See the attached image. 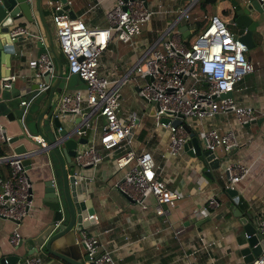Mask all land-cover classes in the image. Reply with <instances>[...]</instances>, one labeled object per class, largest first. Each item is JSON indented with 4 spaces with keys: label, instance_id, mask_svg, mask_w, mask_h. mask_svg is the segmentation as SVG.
<instances>
[{
    "label": "crops",
    "instance_id": "1",
    "mask_svg": "<svg viewBox=\"0 0 264 264\" xmlns=\"http://www.w3.org/2000/svg\"><path fill=\"white\" fill-rule=\"evenodd\" d=\"M188 1L145 0L146 5L154 12L149 20L141 24L140 32L134 37L136 47L133 49L126 43L112 39L100 55V71L109 77L120 75L171 22L180 31L179 36L187 40L186 42L190 41L206 21L205 18L198 17L203 13L221 17L232 33L243 31L242 26L230 22L234 16L231 0H195L192 14L198 19L184 21L177 18V11ZM236 1L241 4L244 2V0ZM66 2L67 10L73 16L81 18L87 26L104 27L107 25L104 13L113 0H66ZM260 6L263 9L262 14L253 13L252 16V19L257 21L251 33L253 44L245 52L253 63L254 70L243 75L235 83L231 95L239 104H247L262 111L264 110V3ZM52 12V5H44L41 10L42 21L50 27L62 73L60 81L52 92L45 115H50L61 93L74 89L83 90V82L77 75L67 72L65 58L63 62L64 55L62 56L57 49L51 25ZM30 13L31 21H27L23 15L13 20L14 27H24L27 33L19 34L23 39L13 44L14 50L9 54L8 65L5 63L7 59H2L0 63L1 73L8 70L9 75H15L12 84L17 92L9 94L18 106L17 109L8 108L0 102V125L10 138L22 132L27 138L17 139L9 145L1 143L0 154L12 151L20 142L27 149L37 147L36 141L27 134L38 135L35 125L36 115L43 106L48 86L56 76L55 60L50 53L55 64V73L47 77V80H44V76L41 77L40 81L46 82L48 86L44 90H36L38 81L31 77V71L26 63L28 59L36 57L44 46L47 50L49 48L42 21L38 18L33 1ZM136 87V81H131L121 86L124 97L120 91L121 113L132 111L137 116V123L133 129L132 148L145 149L151 153L155 164L162 168L160 177L170 187L178 189L181 198L169 208L167 214L157 215L153 212L150 197L141 205L116 189L115 183L122 177L123 170L114 166L113 154L109 153L101 162L83 168H76L72 157V165L67 169V174L78 175L79 182L76 183L78 190L93 209L91 216H88L92 219L91 223L83 228L97 237L99 248L109 250L117 264H172L173 257L168 259L164 256L172 253L174 249L185 250L190 264H240L243 262L240 249L246 245V242L243 223L233 214L236 213L234 207L253 225L255 218L264 213V112L243 126L236 125L229 114L202 119L200 123L194 118L188 120L189 128L194 132L198 129L195 128L196 124H199L200 127H214L219 131L232 127L237 133V145L228 151L217 148L214 154L221 156L222 159L217 168L209 169L200 156L192 155L183 148L174 156L161 155L167 149V129L155 123L154 119L144 120L141 114L136 113L132 105ZM21 99L28 101L24 116H21V110L24 108L19 103ZM144 106L150 111L149 103H144ZM7 113H10L9 116ZM78 117L65 114L59 117V121L68 131L74 127L75 122L79 120ZM40 126H42L41 122ZM232 161H240L248 166L246 175L233 185L236 201L223 191V180L218 177V170ZM55 165L54 157L47 151L31 158L27 176L30 181L32 205L28 213L17 223L0 217V258L11 254L26 258L39 256L45 264H49L40 244L42 234L49 228L52 218L51 212L40 205L39 194L43 188V181L50 176V171ZM7 168L6 164L0 163V175H4ZM211 195L218 202L217 208L210 210L201 218L191 217L190 212L202 205ZM13 229L19 234L16 244L8 241ZM75 235L76 241L77 232ZM76 243L80 259L89 263L83 246L77 241ZM162 252L164 253L158 254Z\"/></svg>",
    "mask_w": 264,
    "mask_h": 264
},
{
    "label": "built area",
    "instance_id": "2",
    "mask_svg": "<svg viewBox=\"0 0 264 264\" xmlns=\"http://www.w3.org/2000/svg\"><path fill=\"white\" fill-rule=\"evenodd\" d=\"M194 1L186 2L177 11V18L184 21L198 19L192 14ZM258 1L264 3V0ZM51 5V25L57 49L64 55L67 72L77 75L83 82L82 91L74 89L61 93L50 111V117L56 116L58 119L65 114L79 116L68 132L71 136L76 138L87 132L86 142L75 147L73 164L76 168L93 166L109 153L113 154L114 166L123 170L122 177L115 183L116 189L141 205L150 197L153 212L157 215L167 214L169 208L181 198V192L160 177L162 168L155 164L148 150L132 148L137 116L132 111L121 113L120 88L136 81V94L153 108V113L149 115L155 123L166 127L167 149L161 154L165 157L174 156L182 150L188 139L183 126L189 127L188 118L200 123L202 119L229 114L236 125L243 126L261 116L264 110L239 104L231 95L235 83L254 70L253 63L245 55V44L237 38L239 33H232L218 15L203 13L198 17L205 18L204 25L193 39L186 42L171 22L120 75L109 77L100 71L102 51L112 39L134 49V37L140 32L141 24L150 19L153 9L146 5L145 0H113L104 13L107 25L89 27L81 18L71 17L61 10V3L53 2ZM26 33L21 26L10 30L11 36ZM26 64L31 77L38 81L36 90L46 89L48 84L40 81L41 77H51L55 73L49 50L44 46ZM14 79L15 75L10 74L1 83L8 87ZM226 92L230 94L225 95ZM27 102L25 99L19 101L24 106L23 112ZM161 118H165L166 122H162ZM174 119L180 122L171 124ZM27 135L41 142V145L34 149L0 154V163L8 166L7 172L0 175V217L16 223L32 205L30 181L22 161L32 158L35 152L45 147L38 135ZM195 135L203 148L213 153L217 148L228 151L238 143L237 133L232 127L219 131L214 127L201 126ZM9 139L0 125V144L9 145ZM247 172V165L232 161L218 170V177L223 180L224 186L233 187ZM72 175L74 182H79L78 175ZM217 206V200L211 195L192 210L190 216L201 218ZM59 221H53L52 226ZM254 233L264 239V213L255 218ZM243 235L244 238L248 236ZM77 237L76 241L83 246L90 264H117L109 250L99 248L95 235L80 228ZM18 240L19 234L13 229L8 241L16 244ZM25 262L45 264L39 256L27 257ZM240 264H264V249L251 260Z\"/></svg>",
    "mask_w": 264,
    "mask_h": 264
},
{
    "label": "water",
    "instance_id": "3",
    "mask_svg": "<svg viewBox=\"0 0 264 264\" xmlns=\"http://www.w3.org/2000/svg\"><path fill=\"white\" fill-rule=\"evenodd\" d=\"M32 1L40 21L43 20L41 14L42 7L48 4L51 5L52 2L56 1L61 3V10H65L69 16L73 17L70 11L67 10L68 3L66 0H0V63L2 59H7L5 63L8 65L9 54L14 50L13 44L23 39L19 34L11 36L10 30L15 26L13 20L20 15H23L27 21H31L30 8ZM231 1L234 16L230 19V22L244 28L238 34L237 38L245 44L246 48H249L253 44L251 33L257 25V21L252 19L253 13L262 14L263 9L258 0H244L243 4L236 0ZM42 27L46 34L49 51L55 60L56 76L48 86V92L43 106L38 111L35 120L36 132L45 147L35 152L33 156L47 151L54 157L56 165L51 169L50 176L43 181V188L39 194L40 205L46 207L51 212L52 218L49 228L42 234V243L40 246H43L49 264H89L80 259L75 234L76 232L78 233V229L86 227L91 223L92 219L88 216L93 213V209L88 204L89 201L84 199L82 193L78 190L73 175L70 173L67 174V169L72 165L71 158L74 155L75 147L78 144L86 142L87 132L75 138L68 133L70 130L67 131L62 127L56 116L50 117V115H45L50 105L52 92L60 81L62 68L60 58L55 50L51 37L50 27L45 25L43 21ZM8 75V70L2 73L0 72V102L8 108L15 107L17 109L18 106H16L10 95L15 94L17 89H13V84L11 87H7L1 83V78ZM44 80H47V75H44ZM229 94V92L225 93V95ZM149 113H153L152 106ZM9 114L7 113V116ZM25 114L26 109L24 112L22 109L21 116ZM44 115L45 117H43ZM161 121L166 122V119L161 118ZM40 122L42 126H40ZM179 122V119H174L171 124H177ZM57 126H60L61 129L56 130L55 128ZM183 126L188 136V139L183 144V149L192 155L200 156L206 162L209 169L217 168L222 157H218L213 152L203 148L197 140L195 132L190 130L188 126ZM23 137L27 138L22 132L20 135L10 138L9 142H15V140L22 139ZM35 145L40 146L41 142H35ZM190 147L193 151H191ZM25 149L27 148L22 142L13 147L14 152H20ZM30 162L31 158L22 161L26 168H28ZM223 191L232 196L234 201L237 200L235 197L236 191L233 187L224 186ZM29 192L31 198V187ZM234 209L236 213L233 214L239 217L243 223L244 233L248 235L245 238L246 245L240 249V253L243 254V261H249L264 249V239L260 238L257 233H254V225L252 222L246 216L242 215L240 211H237L235 207ZM86 217L87 219H85ZM9 220L12 221V219ZM54 220H60L56 226H52ZM25 258L24 256L11 254L1 257L0 264H26Z\"/></svg>",
    "mask_w": 264,
    "mask_h": 264
},
{
    "label": "rangeland",
    "instance_id": "4",
    "mask_svg": "<svg viewBox=\"0 0 264 264\" xmlns=\"http://www.w3.org/2000/svg\"><path fill=\"white\" fill-rule=\"evenodd\" d=\"M184 41H187V40H184ZM63 62H64V57H63ZM120 91L122 92L121 88H120ZM124 96H125V94L123 93L122 97H124ZM130 100H131V98H130ZM143 102H144L143 99L136 94V91H134V97H133V104L132 105H133L136 113L138 115L141 114V116H142V118H144V120L150 121L151 115H149L150 113H149L148 109L144 106L145 102L144 103ZM191 119H193V118H188V120H191ZM152 125H153V123H152ZM196 125L197 126H195V128L198 127V129H199L200 125L199 124H196ZM173 241H174V239H173ZM163 253L164 252L158 253V254H163ZM171 256L173 257L172 264H190V261L187 258L188 256H186V254H185V250L174 249L172 251V253H169L167 256H164V257H168V259H171Z\"/></svg>",
    "mask_w": 264,
    "mask_h": 264
},
{
    "label": "trees",
    "instance_id": "5",
    "mask_svg": "<svg viewBox=\"0 0 264 264\" xmlns=\"http://www.w3.org/2000/svg\"><path fill=\"white\" fill-rule=\"evenodd\" d=\"M224 186H222V188H223Z\"/></svg>",
    "mask_w": 264,
    "mask_h": 264
}]
</instances>
